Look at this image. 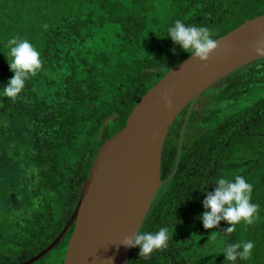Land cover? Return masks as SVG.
Masks as SVG:
<instances>
[{"label": "trees", "instance_id": "trees-1", "mask_svg": "<svg viewBox=\"0 0 264 264\" xmlns=\"http://www.w3.org/2000/svg\"><path fill=\"white\" fill-rule=\"evenodd\" d=\"M262 14L264 0H0V159L22 175L14 186L0 175V264L28 261L55 241L100 148L190 56L167 36L176 20L207 27L216 40ZM16 36L35 46L43 66L13 101L2 90L14 76L7 42ZM189 110L182 149L177 141L171 159L163 150L169 180L140 229L167 227L173 237L149 257L133 247L127 264H226L224 248L246 241L255 243L251 258L234 264H264V58L189 104L171 126L178 134ZM236 175L254 185L259 219L231 234L223 220L205 229L207 192ZM73 229L34 264H64Z\"/></svg>", "mask_w": 264, "mask_h": 264}, {"label": "water", "instance_id": "water-1", "mask_svg": "<svg viewBox=\"0 0 264 264\" xmlns=\"http://www.w3.org/2000/svg\"><path fill=\"white\" fill-rule=\"evenodd\" d=\"M261 37L264 14L216 39L220 48L206 63L190 55L170 70L139 101L126 126L100 148L78 205L59 236L20 264L43 258L72 226L64 264H127L133 247L121 242L141 229L159 193L162 153L172 123L218 81L263 59L254 47Z\"/></svg>", "mask_w": 264, "mask_h": 264}, {"label": "clouds", "instance_id": "clouds-1", "mask_svg": "<svg viewBox=\"0 0 264 264\" xmlns=\"http://www.w3.org/2000/svg\"><path fill=\"white\" fill-rule=\"evenodd\" d=\"M167 36L192 57L205 63L220 48L218 41L213 38L207 27L186 25L180 20H176L174 26L168 29ZM7 46L10 49L7 55L10 70L14 72V76L2 91L4 97L14 101L25 88L26 81L36 76L42 69L43 60L42 54L27 39L13 37L8 40ZM254 47L258 55H264V37L258 39ZM253 189L254 185L240 175H236L234 180L219 178L216 181L215 191L207 192L203 201L206 211L199 218L204 228L214 229L223 220L231 225L224 230V233L231 234L236 231L238 224H254L259 219L260 205L252 202ZM218 233L213 231L210 238L214 239ZM193 236L197 235L194 233ZM172 237L173 233L167 227H161L155 233L139 230L134 235L125 236L121 244L125 247H139V255L143 258L149 257L157 250L167 248ZM254 247L253 241L228 244L223 250L226 264L228 262L234 264L238 258L250 259ZM109 260L111 261V258Z\"/></svg>", "mask_w": 264, "mask_h": 264}, {"label": "flooded vegetation", "instance_id": "flooded-vegetation-1", "mask_svg": "<svg viewBox=\"0 0 264 264\" xmlns=\"http://www.w3.org/2000/svg\"><path fill=\"white\" fill-rule=\"evenodd\" d=\"M188 116H190V110L188 111L187 116L185 118V122L183 123V129L179 134H178V125L173 130H172V127H170V129H169L163 150L167 149V155L169 156L170 159L172 158L170 155H172L175 151L177 141L180 143L179 148L182 149L183 141H184L183 138H184V134H185V127H186V124L188 122ZM162 156H163V153H162ZM179 160H180V158H178V162H179ZM161 164H162V162H161ZM176 170H177V166L175 167L174 171H176ZM168 180H169V178L162 180V175H161V182L162 183H161L160 190L165 187V185L168 183ZM160 190H159V193H160Z\"/></svg>", "mask_w": 264, "mask_h": 264}, {"label": "rangeland", "instance_id": "rangeland-1", "mask_svg": "<svg viewBox=\"0 0 264 264\" xmlns=\"http://www.w3.org/2000/svg\"><path fill=\"white\" fill-rule=\"evenodd\" d=\"M209 100V99H208ZM208 102V101H207ZM194 103H191V105H193ZM210 104H205V102L203 101V103H201V107L206 108L209 107ZM20 170L14 166H10L8 163L4 162L2 163V160L0 159V175H5L4 176V180L10 184H14L15 183V179L17 180H21L22 179V175L20 177ZM18 184H16L15 186H18ZM14 186V185H13Z\"/></svg>", "mask_w": 264, "mask_h": 264}]
</instances>
